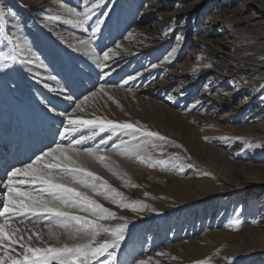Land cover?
<instances>
[{
	"label": "rangeland",
	"instance_id": "rangeland-1",
	"mask_svg": "<svg viewBox=\"0 0 264 264\" xmlns=\"http://www.w3.org/2000/svg\"><path fill=\"white\" fill-rule=\"evenodd\" d=\"M62 2L82 11V0H0V9L17 11L24 34L43 62L0 74V84L25 109L28 122L55 124L45 118L43 102L59 110L67 107L54 93L74 65L83 69L70 81L77 95L98 93L89 96L85 112L76 115L144 126L174 142L151 150L154 160L171 154L184 158L182 170H164L109 153L114 170L136 187L125 186L92 164L126 202L147 205L133 212L97 197L125 218L104 223L128 225L126 241L116 250L121 264L148 257L152 264H195L202 259L208 264H264V70H249L243 49L230 42L227 29L228 19L235 16L247 21L235 28L264 32V18L249 19L259 15L258 9L248 6V0H111L106 9L111 15L92 36L96 17L84 28L64 23L75 18L59 10ZM54 14L63 19H46ZM201 37L205 48L198 46ZM89 38L96 53L76 43ZM206 39L220 43L213 46ZM251 42L249 46L264 44L261 38ZM109 48L116 53L105 70L111 75L100 76L89 57ZM52 51L58 55L53 57ZM178 74L188 88L171 81ZM129 76L136 79L125 85ZM5 122L0 119V130Z\"/></svg>",
	"mask_w": 264,
	"mask_h": 264
},
{
	"label": "snow or ice",
	"instance_id": "snow-or-ice-1",
	"mask_svg": "<svg viewBox=\"0 0 264 264\" xmlns=\"http://www.w3.org/2000/svg\"><path fill=\"white\" fill-rule=\"evenodd\" d=\"M110 2L82 0V11L62 2L59 10L75 19H63L60 14L49 15L46 19H63L64 23L84 28L95 16L90 29L92 36H95L111 15L106 10ZM22 25V19L13 8L8 7L6 11L0 9V74L38 62L43 66L41 57L24 34ZM76 43L87 45L91 53H96L91 38ZM116 47L120 48V45ZM100 52L102 54L91 55L89 59L100 70L98 75H111L105 70L110 68L107 62L116 53L111 48L106 51L101 49ZM50 55L56 57L58 53L52 51ZM81 71L83 69L74 65L69 67V79L55 90L57 99L67 103L66 108L59 110L56 104L43 102L45 118L56 124L51 143L39 149L38 154L34 153L20 166L11 165L0 175V264H121L116 250L126 241L125 230L128 225L104 223L125 218L117 217L97 197L133 212L143 211L147 205L140 201L126 202L123 193L94 171L92 164L99 165L121 179L125 186L131 187L137 185L130 184L114 170L109 153L135 160L149 168L159 165L164 170H182L184 167V158L178 154H171L167 159H153L151 150H163L166 144L174 143L158 132L131 122L76 115L85 112V102L89 96L98 94H81V99V95H77L70 86L73 74ZM38 76L39 72L32 78L37 79ZM49 78L57 80L56 76ZM134 79L136 77L129 76L124 84ZM45 87L48 85L45 84ZM99 92H103V85ZM114 137L119 139V143L114 142ZM223 139L228 140L227 137ZM89 142L94 143L85 146ZM175 147L181 146L176 144ZM187 167L193 165L188 164ZM18 225L26 227L22 230ZM27 225L32 227L28 228ZM61 237H64L63 243H60ZM156 255L162 256L164 253ZM134 264H152V257L135 260ZM195 264H208V260H198Z\"/></svg>",
	"mask_w": 264,
	"mask_h": 264
},
{
	"label": "bare ground",
	"instance_id": "bare-ground-1",
	"mask_svg": "<svg viewBox=\"0 0 264 264\" xmlns=\"http://www.w3.org/2000/svg\"><path fill=\"white\" fill-rule=\"evenodd\" d=\"M248 2L250 3V4H248V6L253 7V9H255V10L258 9L257 11H259L258 12L259 15H257V16L251 15V16H249V19L255 20L254 19L255 17L264 18V0H248ZM245 18L246 17H238L237 18L235 16H232L230 19H228L230 21L229 22L230 26L227 27V29L232 33V34H229L232 37V41H230V42L235 44V46H236L235 48H237L239 50L243 49V52L245 53V58H246V61H244L243 63H245L248 66L249 70H251V71L252 70L256 71V70H261V69L264 70V44L263 45L261 44L262 46H260V47L248 45L249 42L252 43L251 42L252 40L256 41V39H258V38H261L264 40V32H259V33L258 32H247V31H241V30L234 27L238 24H242V23L247 22L244 20ZM242 21H244V22H242ZM210 35H211V33L209 32V33H207L206 37H209ZM201 38L202 39L198 41V46L199 47L203 46V48H205L204 47L205 43H204V39H203L204 37H201ZM206 42H209V44L213 45V46L214 45L217 46V44L220 43L219 41L214 42V40L212 41V40H207V39H206ZM240 45H242V47H240ZM211 53H213L215 55L218 54V53H214L212 51L210 52V54ZM241 61H242V58H240L239 62H241ZM182 75L184 76L187 74L185 71H183ZM173 77L174 78L171 81L177 83V86H180V84H183L185 86L184 89L188 88L187 87L188 83L183 81L180 78L181 77L180 74L175 75ZM175 93H177L176 90H175ZM1 118L6 119L5 123H6L7 131L10 128L14 129L16 124L22 123V127H23V122H25L26 120L28 121V117H27V114L25 112V109L18 103V101L12 95L9 94L8 90L3 87L2 83L0 84V119ZM27 130L30 131L32 129L28 128ZM1 132H2V130H0V133ZM85 146H87V145H85ZM252 185H254V183L250 184V186H252ZM63 241L64 240H62V242ZM53 243H56V242L54 241Z\"/></svg>",
	"mask_w": 264,
	"mask_h": 264
}]
</instances>
